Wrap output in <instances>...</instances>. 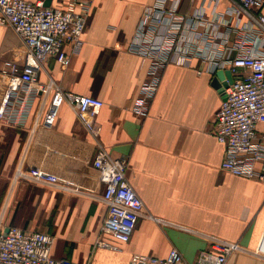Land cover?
I'll return each instance as SVG.
<instances>
[{"label":"crops","instance_id":"0c3cea01","mask_svg":"<svg viewBox=\"0 0 264 264\" xmlns=\"http://www.w3.org/2000/svg\"><path fill=\"white\" fill-rule=\"evenodd\" d=\"M153 1L91 0L81 47L63 45L68 64L49 56L37 70L36 82L52 86L44 104L34 91L11 94L0 117V217L5 225L50 234L54 257L81 264H127L133 253L165 257L171 248L195 264L210 237L243 249L225 264H264L254 253L264 229V182L220 168L224 147L212 127L222 96L214 76L168 64L147 116L131 111L149 61L128 51L127 43ZM20 45L12 28L0 26V67L5 60L21 65L14 57ZM54 86L102 100L97 137L66 102L51 126L41 124ZM5 87L0 74V103ZM100 150L126 160L125 177L143 201L127 242L100 231L107 208L92 165ZM19 167L37 181L15 178ZM100 239L113 247L98 246Z\"/></svg>","mask_w":264,"mask_h":264},{"label":"built area","instance_id":"2783aa9c","mask_svg":"<svg viewBox=\"0 0 264 264\" xmlns=\"http://www.w3.org/2000/svg\"><path fill=\"white\" fill-rule=\"evenodd\" d=\"M224 1V8L220 3ZM154 0L146 5L127 43V50L149 61L148 79L139 85V95L131 111L144 118L155 95L162 70L168 64L194 66L197 74L215 76L229 70L231 82L224 87V99L214 114L212 133L223 145L220 168L229 174L264 182V0ZM92 11L91 0L43 1L0 0V26H9L21 45L14 57L5 60L0 74L5 78V94L0 103V117L11 94L30 91L43 105L51 83L36 82L37 70L49 56L63 66L69 57L63 50L70 44L73 51L82 45L81 34ZM196 64H192L194 62ZM193 67V68H194ZM66 102L78 121L91 135H99L95 118L103 102L92 95H81L54 86L41 124L51 126L59 106ZM92 165L104 186L101 200L106 216L100 225L102 234L127 242L143 210V201L125 177L126 160L112 158L97 151ZM15 178L36 182L21 167ZM53 237L36 230L5 225L0 217V264H81L54 257ZM101 247H113L103 239ZM243 250L238 242L209 238V246L200 250L195 264H225L228 257ZM264 257V229L255 249ZM127 264H189L176 248L165 257L133 253Z\"/></svg>","mask_w":264,"mask_h":264},{"label":"water","instance_id":"95a60500","mask_svg":"<svg viewBox=\"0 0 264 264\" xmlns=\"http://www.w3.org/2000/svg\"><path fill=\"white\" fill-rule=\"evenodd\" d=\"M50 2L51 0H44L43 5L48 6L50 5ZM225 78L227 79V82H231L232 79L229 70H225V71L219 70L215 73V76L212 78V85L221 94L222 99H224V87L227 86V82H225L224 80Z\"/></svg>","mask_w":264,"mask_h":264}]
</instances>
